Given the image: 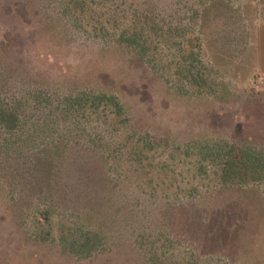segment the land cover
Masks as SVG:
<instances>
[{"label":"rangeland","instance_id":"374dc122","mask_svg":"<svg viewBox=\"0 0 264 264\" xmlns=\"http://www.w3.org/2000/svg\"><path fill=\"white\" fill-rule=\"evenodd\" d=\"M0 105V264H264V0H0Z\"/></svg>","mask_w":264,"mask_h":264},{"label":"trees","instance_id":"16d2710c","mask_svg":"<svg viewBox=\"0 0 264 264\" xmlns=\"http://www.w3.org/2000/svg\"><path fill=\"white\" fill-rule=\"evenodd\" d=\"M83 95L71 98L66 102V108L73 110L82 104ZM94 103L106 105L105 108L113 110L115 119L125 117V111L115 96L99 94L95 96ZM21 117L11 109L0 105V128L8 133H17L22 126ZM223 176L236 178L247 183L260 181L264 178V154L249 150L230 148L229 153L224 156Z\"/></svg>","mask_w":264,"mask_h":264}]
</instances>
